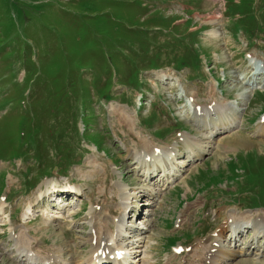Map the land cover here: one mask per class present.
Instances as JSON below:
<instances>
[{
	"label": "rangeland",
	"instance_id": "obj_1",
	"mask_svg": "<svg viewBox=\"0 0 264 264\" xmlns=\"http://www.w3.org/2000/svg\"><path fill=\"white\" fill-rule=\"evenodd\" d=\"M256 60H264V0H0V264H34L31 255L88 261L92 215L117 230V189L130 203L145 187L130 156L143 140L179 150V163L199 144L211 149L193 152L184 180L152 207L141 194L135 213L127 209L134 239L146 241L138 264H222L213 235L232 218L264 216L253 208H264V90L237 97ZM213 88L223 113L211 106ZM119 108L134 127L120 122ZM236 113L241 128L209 143L202 126ZM50 184L62 203L42 201ZM246 231L226 249L242 251L254 236Z\"/></svg>",
	"mask_w": 264,
	"mask_h": 264
},
{
	"label": "bare ground",
	"instance_id": "obj_2",
	"mask_svg": "<svg viewBox=\"0 0 264 264\" xmlns=\"http://www.w3.org/2000/svg\"><path fill=\"white\" fill-rule=\"evenodd\" d=\"M209 36H211L212 38L217 39V40L221 37L220 33L217 32V31H212V33L209 34ZM256 61H257V64L254 63L253 66H249L248 67V68H251L250 73L253 70L255 71L254 75H255L256 80L252 81L251 78H250V80L246 81V85H254L255 83H258V81H257L258 79H264V60H263L262 63H260V61H258V60H256ZM165 78H170V77L165 76ZM167 81H168V79H167ZM160 82H163V81L160 80ZM255 88H258V87L257 86H253L252 88H247L246 87L239 94H237L238 99L242 100L244 98V96H247V94H249V93L251 94L253 91H255ZM211 90H212L211 96H212V99H214V96H215L214 95V88L211 89ZM221 104L222 103H220V104L217 103V101L214 99V100H212V105L211 106L212 107L216 106L217 109L224 108L225 106L223 104L222 105ZM207 108H208V106H207ZM117 112L119 114V120H120L121 123L126 124V126L128 125L130 127H132V126L134 127L135 126V123H134V120H133L134 118H132L131 115L127 117L128 113H127V111L125 109L121 110L119 108V110ZM260 126L261 127L258 128V134L262 135V134H264V122H261ZM235 127H236L235 122H230L227 125H225L224 130L225 131L226 130L230 131V130L234 129ZM223 139H224V137L222 138V140ZM139 145L141 147V151L139 153H131L130 156H131V159L136 162L135 164H137V167L140 166V168L138 170V176L141 177L142 183L145 182V183H143V185L145 187H143L141 190L136 192V197L130 199V203H128V202L125 203L126 200H127V198H125V197H127V193H125L127 189L124 188V187H121V188L117 189V191H116L117 194L113 198V200L116 199L119 202L121 201L120 203H117V204H119L118 207L120 208V214H122L121 217L119 218V222L117 224V228H118L117 230H115V226L111 225V223H110V221L108 220L107 217H104L103 219H101L98 222V221H95V220H97L96 219L97 216L95 215L96 213L94 215H92V221H91L92 231H91V233H89V235H90V240L89 241L94 245V249H93V253L90 255V257H89V259L87 261V264H100V263L124 264V263H126V261H128V260H126L127 258L125 259V257L121 261L118 260L117 258L116 259H112L111 258V256H113V254H114L113 253L114 252L113 251L114 247L112 246V244L110 242H108V238L109 237L112 238L111 242H113L114 244L117 245L119 242L121 243V245L120 244L117 245V249L118 250H124V255L126 253L128 254V251H131V249L132 250L133 249L137 250L135 252V254L138 253V252H141L140 249L143 248V246L145 245L146 241H145V238H144V240H143V238H141V239L138 238L139 240L137 239L136 241L131 240V235L132 234L136 235L137 233H136V231H134L136 226H134V225H124V223H123V221H124V219L126 217L125 215L127 213L126 212L127 209L130 207V204L134 203L133 200H135V198H137V196H139L141 194H143V195H141L142 198L148 197L150 200H153V202L144 203V204L148 203V205H151L150 207H152V205L156 204V202L159 200V198H158L159 194H160V196L161 195L163 196V192H164L165 188H168L170 184L175 183L178 179L179 180L173 186H175L180 180H184L185 174L183 172V169H187L189 167V165L188 166L187 165L186 166L179 165V164H177V162H175V160H179L181 158V156H183V155H181L179 153V150L176 151L174 149H169L168 148L167 152H165V148H160L159 149L158 147L153 146L152 143L150 144V141H148V140H143ZM208 146L210 147V145H208ZM209 147H204L201 144V146L198 149V151L199 152L202 151L203 153H206V152L209 153V149H211ZM158 149H159L160 152H157ZM157 159L158 160L164 159V160L163 161H156V163H155V160H157ZM193 159H195V156H194ZM157 162L161 163L162 165L158 164ZM169 169H170V171H169ZM105 171H106V169H105ZM162 173H164V177L162 178L160 183L152 184L153 186H158V185L161 184L162 181L165 182L160 187L161 188L159 190L160 192H156V190L153 189V188H150L149 185H151V183ZM107 174H105L104 176L102 175L103 177L101 176L99 178V182L103 184V189H104V186L108 185V179L109 178H108ZM120 180H121V185H122L124 180H122V179H120ZM52 185L50 184L49 189H47L49 192L51 190L50 188H51ZM116 185H117V187H120V183H118ZM58 187H61V186H58ZM107 188L108 189L111 188V190L115 189V187H111V186H109ZM80 190L78 188H76V190H75L76 191V195H79L81 193ZM101 191L104 192V190H101ZM72 192H74V191L72 190ZM100 194H103V193L101 192ZM68 195H69V192H68ZM42 196H43V200L42 201H46L47 200V196H48L47 193H45L44 195L42 194ZM118 196L120 197V200L117 199ZM104 197H106V196L104 195ZM141 197H139V198H141ZM40 202L41 201L39 200V202H37V204L40 203ZM58 210H60V209H58ZM110 213H111V211H110ZM141 214L142 213L140 212V215ZM54 218L59 220L58 216L54 217ZM244 219H246L247 221L242 223L243 221L239 222V221L234 220L232 218V220H234V221H229L228 220L227 226L230 227L231 230L234 233H236L237 230L240 227H243V226L246 227V228L251 227L256 232V234L258 236L260 234L264 233V219H262V218H258V219L257 218H253V220H252L248 216L244 217ZM119 228H120V230H119ZM118 230H119V232H118ZM143 230L144 229H142V230L139 229L138 233L140 231H143ZM116 231L118 232V235H116ZM141 236H143V234H141ZM262 237L263 236L261 235V238ZM219 246H222V245L219 244ZM210 250H213V248L211 247ZM210 250H209V252H210ZM30 252H34V251L32 250ZM209 252H207V255H209ZM26 254H27L26 257H30V254L28 252ZM97 254H99V255L96 256ZM58 255H59L58 256L59 258L64 259V257H66V251L65 250H61V251L58 252ZM39 257H41V256H39ZM126 257H128V256H126ZM218 257H220V256H218ZM229 257H230V255H227V261L230 260ZM30 258H32V260L35 261L34 264H58L59 263L58 261H54L53 255L43 256V258H38L35 255H31ZM134 258H137V257H134ZM206 259H208V258H206ZM227 261L224 260V262L222 264H225ZM205 262H206V260H205ZM77 264H79V263H77ZM131 264H134V262H132ZM211 264H212V262H211Z\"/></svg>",
	"mask_w": 264,
	"mask_h": 264
}]
</instances>
